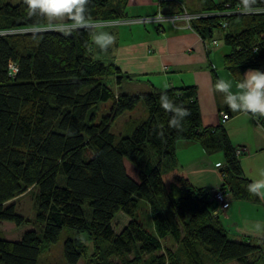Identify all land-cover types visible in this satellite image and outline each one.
I'll list each match as a JSON object with an SVG mask.
<instances>
[{
    "label": "trees",
    "instance_id": "1",
    "mask_svg": "<svg viewBox=\"0 0 264 264\" xmlns=\"http://www.w3.org/2000/svg\"><path fill=\"white\" fill-rule=\"evenodd\" d=\"M198 1L197 12L213 14L191 19L190 27L208 46L214 32H222L228 47L223 66L234 80L239 83L248 68L264 71V12L214 14L241 8V0ZM126 2L89 0L88 21L125 20ZM25 7L24 0H0V30L32 28L0 35V221H30L15 211L13 200L33 192L37 226L16 239L0 238V264H38L64 227L77 233L64 241L68 264L86 255L82 234L94 249L88 264H255L261 244L229 238L219 216L212 215L215 200L178 167L180 140L198 142L207 154L221 151L219 188L239 200L258 199L248 191L252 182L242 174L238 146L226 128L202 124L197 87L115 93L106 79L114 77L119 84L130 75L94 56L93 26L50 28L71 21L29 17ZM257 7H264V0ZM233 20L235 30L230 29ZM9 62L16 70L11 72ZM210 72L217 82L211 66ZM162 94L189 111L181 129L169 127L172 114L161 108ZM99 101H110V108L96 122L93 109ZM139 102L146 116L130 133L112 132L115 118ZM252 116L264 126L263 115ZM140 198L147 205L148 227L137 218ZM119 211L129 220L115 232L112 220Z\"/></svg>",
    "mask_w": 264,
    "mask_h": 264
},
{
    "label": "crops",
    "instance_id": "2",
    "mask_svg": "<svg viewBox=\"0 0 264 264\" xmlns=\"http://www.w3.org/2000/svg\"><path fill=\"white\" fill-rule=\"evenodd\" d=\"M174 1L127 0L125 10L128 16L129 13H132L131 17L151 16L158 11L178 13L182 12L181 7H185L191 13L199 10L198 0H176L179 3L177 6ZM117 21L121 22V20H116L111 21L109 25L101 26L105 28L99 31L109 32L115 39L113 45L106 52L98 51L92 44L91 49L94 56L105 62L112 61L123 73L130 75V78L124 79L143 82L144 86L136 91L140 89L147 91L148 87L150 89H165L171 86L195 85L202 124L204 126L222 124L234 146H245L250 151L249 156L240 157L242 174L251 182L264 179V176L261 175L264 172V126L250 113L233 112L224 103L223 94L214 90L216 82L212 79L210 66L215 69L218 80L224 79L232 83L233 91L238 90L239 84L224 68L223 63L217 59L221 50L217 47L218 40L215 39V34L213 39L216 40V43L205 47L202 38L194 30L186 27L182 20L177 21L176 26L167 21L160 23L152 21L148 23L155 24L153 25L154 29L143 26L142 34L125 39L126 29H119L121 31H116L115 36L114 31L108 27L122 25L123 22L116 23ZM231 23L237 28L235 20ZM133 30L137 32L138 29ZM133 30L130 29L131 32ZM221 33H217L219 38L222 37ZM220 67L224 72L223 75ZM248 70L253 69L248 68L245 72ZM142 77L146 79L142 80ZM112 79L115 88L107 83L112 90L115 93L123 91L119 88L125 86L124 79L119 84L115 82L114 77ZM226 110L232 117L223 121L220 112ZM133 119L131 122L137 120ZM138 119H141V116ZM132 128L133 126L128 128L127 133H130ZM236 133H239V137L234 139ZM178 143L179 146L176 147L178 167L186 171L193 184L205 190L218 187L223 180L219 173V167H216L215 163L220 162V159L224 160L223 155H218L217 159L213 156L214 153L207 154L202 146L195 141L180 140ZM191 151H194L195 154H188ZM227 197L228 203L219 215V221L226 229L229 238L242 241L253 240L260 243L262 255L255 264H264V235L257 234L253 227L257 223L264 224V194L258 196L257 200H239L231 197L228 193ZM233 262L225 264H235Z\"/></svg>",
    "mask_w": 264,
    "mask_h": 264
},
{
    "label": "clouds",
    "instance_id": "3",
    "mask_svg": "<svg viewBox=\"0 0 264 264\" xmlns=\"http://www.w3.org/2000/svg\"><path fill=\"white\" fill-rule=\"evenodd\" d=\"M88 2L89 0H24L27 16L69 19L71 30L89 27L86 15ZM258 3L259 0H241V14L264 12V7H257ZM60 30L63 31L64 28L61 26ZM114 39L112 34L105 31H97L91 35L92 44L100 52H106L113 45ZM241 77L237 91H233L232 83L224 79L215 83L214 90L223 94L224 103L233 112L264 115V71L248 70ZM159 103L162 109L172 114L169 127L181 129L185 118L190 115L189 111L176 104L167 94L160 96ZM261 175L264 176V172ZM248 191L256 196L264 194V179L250 183ZM253 227L257 234L264 235V224L257 223Z\"/></svg>",
    "mask_w": 264,
    "mask_h": 264
},
{
    "label": "rangeland",
    "instance_id": "4",
    "mask_svg": "<svg viewBox=\"0 0 264 264\" xmlns=\"http://www.w3.org/2000/svg\"><path fill=\"white\" fill-rule=\"evenodd\" d=\"M12 2H16V0H11ZM174 4H176V6L179 4L176 0L174 1ZM144 15V14H143ZM130 16H133L132 13H129V18L122 20V21H131L128 23H121L122 25L120 26H108L109 28H111L114 31V34L116 36V31H121L119 29H126L125 31V35L124 38H131L132 36H138L140 34H142L143 30V26H146L149 29H154L153 28V23H148V21H133L135 18H132ZM143 18V17H141ZM49 19V18H48ZM54 20V19H52ZM232 24V23H231ZM94 28V31H99L102 30V28L104 29L105 27H101L102 25H91ZM130 29H138L137 32L135 30H133L132 32L130 31ZM231 30H235L233 24L230 27ZM220 32L219 30H216L214 32L215 39L218 40V44L217 47H219V49L221 50V52H219L217 59H219L220 63H223V55L228 51V47L224 45V40L223 38H219L217 36V33ZM222 34V33H221ZM121 40V39H120ZM224 53V54H223ZM219 69L217 68V71ZM221 67H220V71H221ZM223 71H221V74L223 75ZM146 79L145 77H142V80ZM106 82L112 87L115 88L114 82L112 78H108L106 79ZM124 83V87H120L119 90H123V91H127V92H136V90H138L139 88H142V86H144L143 82H138V81H128L127 79L123 80ZM163 88V87H161ZM150 89V87H148V90ZM142 90V89H140ZM110 106V101H99L96 104V107L93 109V111L96 114V122L104 115H106L107 113H109V107ZM144 113V114H143ZM146 110L144 108V105L142 102H139L133 109L131 110H126L124 113H122L121 115L117 116L115 118V120L112 122L111 124V131L116 133V134H127L128 132V128H130L131 126L135 125V121L131 120L133 118L138 119L140 116L141 118H143L144 116H146ZM134 120V119H133ZM128 129V130H127ZM239 133L234 134V139L238 138ZM179 146V143L177 142L176 147ZM219 153V154H218ZM221 152H215L213 154V156L217 157V159L219 158L218 155H223ZM188 154H195L194 151L189 152ZM220 162H223V159H220ZM125 165L127 168V171L129 172V174L137 180V173L135 168L132 166L131 163H129V161H125ZM65 183V178L64 175L62 173H60L58 175V184L62 185ZM34 192H36V188L34 190ZM15 203V211L17 213L22 214L25 218L30 219V221L28 222H24L20 225H15L13 222L10 221H0V238H7V239H16L19 237V235L21 234L22 231L26 230V229H30L33 228L34 226H37L36 223H33L32 220L34 219V215H35V207H34V193L33 192H27L25 194H22L20 196H18L15 200H13ZM137 218L139 220H144V224L146 227H148V218H147V205L145 203V201L140 198L139 203H138V208H137ZM222 213V212H221ZM220 213V214H221ZM219 214V215H220ZM129 217L123 213L122 211H119L115 214L113 220H112V227L114 229L115 232H119L123 226L128 222ZM41 229L38 228V233L41 236ZM77 233L74 229L71 228H67L64 227L62 228L57 240L51 244H49L47 249H44L38 258V264H68L63 256V246H64V241L66 240L67 237H72L75 236ZM18 236V237H17ZM82 238L84 239L86 245H87V252L86 255L82 256L77 264H88V259L91 256L92 252H93V245L91 243V241L86 237L85 234H82ZM169 244H171V242H169ZM114 260H117L116 257H113ZM210 263V262H209ZM235 264H238L237 262H233Z\"/></svg>",
    "mask_w": 264,
    "mask_h": 264
},
{
    "label": "built area",
    "instance_id": "5",
    "mask_svg": "<svg viewBox=\"0 0 264 264\" xmlns=\"http://www.w3.org/2000/svg\"><path fill=\"white\" fill-rule=\"evenodd\" d=\"M182 8V12H178V13H163L161 11H158L156 14L151 15V16H140V17H134L135 19L133 21H148V22H170L172 25L176 26L177 25V21L182 20L185 22L186 27L191 28L190 27V20L193 18H197V17H202V16H207V15H211L213 13H201V12H189L186 10L185 7H181ZM236 12H241L239 7H236V9L234 10H227V11H223L220 13H214V14H231V13H236ZM143 17V18H141ZM118 22V21H117ZM121 22H131V21H122ZM110 21H97V22H89V26L91 25H106L109 24ZM71 24H59V25H52L50 26V28H56V29H60L61 26L63 28H70ZM226 26V22L222 23V27ZM32 28H23V29H10V30H0V35L9 33V32H14V31H25V30H31ZM211 44L216 43V40H212L210 42ZM208 46V43L205 44V47ZM9 69L12 71L16 70V65L13 62H9L8 64ZM221 115V119L223 121L228 120L229 116L226 112L221 111L220 112ZM235 155L238 157H242V156H249L250 155V151L247 147L245 146H238L235 149ZM220 163L217 162L215 163V166H219ZM209 193V197L213 200H215V202L217 203V207L215 209L212 210V215L213 216H219V214L222 212V210H224V208H226L227 203H228V197H227V191H224L222 189L218 187H211L207 190V194Z\"/></svg>",
    "mask_w": 264,
    "mask_h": 264
},
{
    "label": "water",
    "instance_id": "6",
    "mask_svg": "<svg viewBox=\"0 0 264 264\" xmlns=\"http://www.w3.org/2000/svg\"><path fill=\"white\" fill-rule=\"evenodd\" d=\"M206 195H207V193L204 194V196H206Z\"/></svg>",
    "mask_w": 264,
    "mask_h": 264
}]
</instances>
